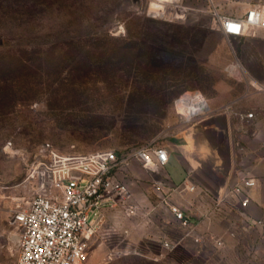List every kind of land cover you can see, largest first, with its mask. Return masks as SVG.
I'll use <instances>...</instances> for the list:
<instances>
[{
	"label": "rangeland",
	"instance_id": "1",
	"mask_svg": "<svg viewBox=\"0 0 264 264\" xmlns=\"http://www.w3.org/2000/svg\"><path fill=\"white\" fill-rule=\"evenodd\" d=\"M167 1L59 0L14 15L0 9V62L18 54L31 63L47 57L49 67L46 75L23 78L25 89L13 91L23 100L0 102V264L16 262L12 213L34 188L18 151L28 155L41 142L66 154L166 147L187 138L198 119L178 112L183 93L199 90L213 110H222L235 107L233 100L247 89V77L228 67V42L210 6L233 14L260 0ZM157 2L164 14L151 10L160 8ZM131 169L124 179L150 197L147 207L156 206L157 171ZM163 221L173 224L172 236L162 233ZM226 229L224 221L202 245L185 238L167 250L161 238L183 236L167 212L153 210L150 222L109 215L84 264H264V224L243 230L239 224L233 236Z\"/></svg>",
	"mask_w": 264,
	"mask_h": 264
},
{
	"label": "built area",
	"instance_id": "2",
	"mask_svg": "<svg viewBox=\"0 0 264 264\" xmlns=\"http://www.w3.org/2000/svg\"><path fill=\"white\" fill-rule=\"evenodd\" d=\"M207 1L212 4V0ZM210 12L226 36H239L255 27H264V4L251 5L240 16L224 13L215 4L210 6ZM187 94L197 99L200 95L207 102L199 90L187 91L176 99L178 112L186 120L200 118L209 105L190 115L178 109V102L181 107L188 103ZM225 110L243 127L251 125L256 117L254 111L232 106ZM17 153L25 160L26 180L34 188L30 196L18 199L12 213L11 221L18 227V255L14 264H84L89 259L93 238L109 215L150 222L153 210H162L183 229L182 238L200 245L207 239L199 229L202 220L222 218L227 225L226 233L231 236L237 234L239 224L242 230L264 224L262 218H253L248 213L251 190L257 181L243 169L222 190L202 187L196 201L175 202L167 193L156 206L147 207L124 176L133 161H138L144 169L159 171L169 161L165 146L134 145L66 154L50 142H41L28 155ZM172 188V192L183 195L185 191L194 192L197 186L184 181ZM122 233H129V229H123ZM181 240L160 239L167 250H173ZM214 240L218 246L223 243L221 238Z\"/></svg>",
	"mask_w": 264,
	"mask_h": 264
},
{
	"label": "crops",
	"instance_id": "3",
	"mask_svg": "<svg viewBox=\"0 0 264 264\" xmlns=\"http://www.w3.org/2000/svg\"><path fill=\"white\" fill-rule=\"evenodd\" d=\"M264 4L261 0L258 2ZM243 8L236 13L240 16L246 12ZM225 13V12H224ZM213 18V17H212ZM215 27L221 32L218 23ZM225 35V34H224ZM226 36V35H225ZM230 58L228 67L234 65L237 72L247 77L250 82L243 92L236 96L235 108L254 111L255 119L251 125L243 127L240 121L223 114L222 110L211 108L210 98L203 93L210 103L211 111L195 120L188 128L186 137L180 142L167 145L169 161L154 172L158 180L157 194H170L175 202L198 200L202 187L217 190L232 184L240 170L248 171L256 177V185L251 190L248 213L253 218H264V27H255L239 36H226ZM229 106V105H227ZM232 106V105H231ZM212 107H216L212 104ZM200 122V123H199ZM141 166L138 161L131 163L130 169ZM131 172V171H130ZM135 174V173H134ZM193 182L197 188L194 192L185 191L183 195L172 192V187L182 182ZM135 195L144 203H151L150 197L137 191L131 185ZM171 191V192H170ZM162 233L170 235V222L163 221ZM224 220L214 218L203 220L199 229L207 237L215 230H221ZM222 223V224H221ZM182 236V234H181ZM181 239H185L182 238ZM181 240V241H182Z\"/></svg>",
	"mask_w": 264,
	"mask_h": 264
},
{
	"label": "trees",
	"instance_id": "4",
	"mask_svg": "<svg viewBox=\"0 0 264 264\" xmlns=\"http://www.w3.org/2000/svg\"><path fill=\"white\" fill-rule=\"evenodd\" d=\"M55 1L59 0H0V9L5 10L4 14L14 15L16 12L24 13L35 8H43L45 5L53 4ZM40 58L43 60L31 63L17 54L13 58H9V61L0 62L1 103L17 104L24 99L20 97L21 95L15 93L25 89L24 80L31 78V75L42 76L48 73L47 57Z\"/></svg>",
	"mask_w": 264,
	"mask_h": 264
},
{
	"label": "bare ground",
	"instance_id": "5",
	"mask_svg": "<svg viewBox=\"0 0 264 264\" xmlns=\"http://www.w3.org/2000/svg\"><path fill=\"white\" fill-rule=\"evenodd\" d=\"M157 1H159V2H161V1H163V0H157ZM152 2H156V1H152ZM151 2V3H152ZM158 3V2H157ZM159 4V3H158ZM160 5V8H158V9H153V8H151V10L153 11V12H155V13H159V14H164V6L162 5V4H159ZM187 100H188V103H185V106L187 107V108H190V110L188 111V113H186L187 115H190V114H192V113H194V112H197V111H199V110H205V109H207L208 108V104H207V102L205 103L204 102V99L203 98H201V96L199 95L198 97V99H197V97L195 96V97H193V95H188L187 94ZM183 101H185V99L183 100ZM180 104H179V102H178V106H179ZM179 109L181 110V108H180V106H179ZM182 111V110H181Z\"/></svg>",
	"mask_w": 264,
	"mask_h": 264
},
{
	"label": "water",
	"instance_id": "6",
	"mask_svg": "<svg viewBox=\"0 0 264 264\" xmlns=\"http://www.w3.org/2000/svg\"><path fill=\"white\" fill-rule=\"evenodd\" d=\"M223 114L227 115V111H223ZM200 123V122H199ZM223 187H218L217 190H222Z\"/></svg>",
	"mask_w": 264,
	"mask_h": 264
}]
</instances>
